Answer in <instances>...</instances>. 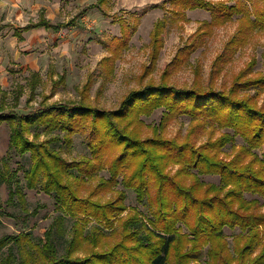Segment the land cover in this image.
I'll use <instances>...</instances> for the list:
<instances>
[{
    "label": "trees",
    "instance_id": "obj_1",
    "mask_svg": "<svg viewBox=\"0 0 264 264\" xmlns=\"http://www.w3.org/2000/svg\"><path fill=\"white\" fill-rule=\"evenodd\" d=\"M247 1L254 3V0ZM105 2L107 0L86 4L78 15ZM199 6L209 8L213 19L204 21L206 30L180 50L178 63L204 43L213 23L225 24L235 14L241 15L239 33L216 58L213 71L218 73L247 42L254 29H264V5H255L253 13L243 0L233 5L224 1L193 5ZM74 21L75 18L68 23H52L42 17L22 29L45 26L59 31ZM164 29L165 20H158L152 32V63L157 59ZM15 34L21 38L18 30ZM129 37L122 28V37L115 38L117 43L111 56L101 60L108 62L110 74ZM250 65L236 74L229 89L219 90L200 83L185 87L168 82L171 67L168 64L162 81L132 90L118 108L111 111L83 103L41 104L28 113L1 108L0 125H10L11 147L20 154L30 153L32 162L24 171L27 187H41L54 197L56 208L65 210L66 214L55 217L39 242L27 232L1 236L0 254L6 246L8 254L0 257V264H191L192 261L194 264H264V213L254 211L259 204L257 198L246 197V193H250L264 199V151L261 155L256 151L264 146V104H258V97L264 92V74L249 77ZM31 77L29 85L33 92L40 76L34 72ZM65 78V74H61L55 81L63 83ZM250 87H256L257 93L245 94L244 90ZM160 107L165 111L159 127L154 128V137L141 138L144 125L141 115H150ZM177 115L191 118L193 125L188 136L184 140L163 137L162 131ZM88 120L93 129L89 140L91 156L83 160H67L50 145L56 138L35 142L38 132H34L31 139L27 135L32 128L42 126L48 132L65 130L63 138L70 143L72 133ZM221 128H232L234 133L224 132L213 137ZM205 131L209 137L199 145L189 138ZM235 135L242 136L246 143L232 158L226 159L221 155L222 149ZM174 164L178 168L172 173L170 169ZM104 169L108 170L109 177L99 175ZM5 171L0 169V179L9 178L10 174ZM200 175H219L220 184L206 183ZM92 181L96 183L89 194L81 196L84 185ZM119 183L124 188L134 189L140 202L149 195L151 216L148 221L135 209L128 208L126 191L116 190ZM151 188L154 194L150 195ZM112 192H115L113 196L103 199ZM15 194L24 206L26 199L19 183ZM125 211L126 216H121ZM65 215L74 219L72 236L65 252L59 255L53 230L55 226L63 227ZM93 220L98 227L86 233V225ZM115 221L122 226L119 233L113 227ZM180 222L188 228V233L177 227ZM105 226L119 238L106 248L95 249L107 236ZM225 226L240 228L234 235L233 251L223 234ZM87 243L95 247H87ZM13 246L17 247V253ZM205 246H208V260L203 262L200 256ZM83 247L89 251L84 256H75Z\"/></svg>",
    "mask_w": 264,
    "mask_h": 264
},
{
    "label": "rangeland",
    "instance_id": "obj_2",
    "mask_svg": "<svg viewBox=\"0 0 264 264\" xmlns=\"http://www.w3.org/2000/svg\"><path fill=\"white\" fill-rule=\"evenodd\" d=\"M97 0H86L76 5L75 0H63L55 9L49 10V17L54 16L55 22L70 24L59 31L41 30L23 33L25 40L19 41L15 34V24L8 23L6 15L0 11V110L14 109L19 113H28L41 104H85L100 109L115 110L121 101L135 89H142L148 83L162 81L163 73L169 64L170 72L167 80L177 86L189 87L200 83L205 87L215 89H229L237 73L248 67L249 77L264 74V29H254L247 42L239 47L231 60L225 63L219 72L213 71L214 64L227 42L239 33L241 28L240 16L235 14L225 24L213 23L204 37V43L196 47L183 60L178 63V55L184 47L195 41L199 32L206 30L204 21L211 22L213 14L206 7H193L198 2L217 3L224 1L228 5L236 4L239 0H107L100 7L89 9L86 13L78 15L82 8ZM246 2L253 13L255 5H264V0ZM28 18L32 20L33 13L28 11ZM36 15V13H35ZM165 20V29L161 35L157 59L151 61L154 44L152 32L158 20ZM27 20V18H26ZM18 21L15 20V23ZM122 28L130 34L126 45H123L119 55L114 61V71L110 74L108 62L101 60L111 56L115 47L116 37H122ZM112 67V66H111ZM37 72L40 79L32 92L29 81L32 73ZM61 74H65L63 83H56ZM245 94H256L257 88L250 87L244 90ZM33 94V95H32ZM18 99V100H17ZM258 104H264V92L258 97ZM164 107L156 108L150 115H141L144 125L141 127V138L154 137V128L159 127ZM91 119V118H90ZM89 119V120H90ZM89 120L71 135V142L63 138L65 130L48 132L44 127L32 128L28 133L30 139L39 133L35 142H42L50 138V145L60 151L69 161L83 160L91 156L89 140L93 132ZM191 118L187 115H177L168 122L162 131L163 137L173 139L178 137L184 140L192 127ZM160 131V129H158ZM11 128L8 123L0 125V169L8 166L5 173L9 178L0 179V237L5 234H19L27 232L32 239L39 242L44 232L54 223L56 216L66 214L65 210L56 208L53 196L45 193L41 187L29 189L26 185L24 171L30 166L32 160L30 153L20 154L11 147L9 142ZM224 132L234 133L232 128H221L214 132L218 137ZM209 137L208 132L190 136L199 145ZM245 139L235 135L233 141L228 142L222 149V156L230 159L245 144ZM260 155L264 146L256 150ZM178 165H172L170 171L174 173ZM194 171V170H193ZM100 176L109 177L108 170L104 169ZM206 183L220 184L219 175H200ZM17 183L23 189L25 205L19 201L15 194ZM93 183V185H92ZM84 185L80 195L89 194L92 181ZM126 191L125 203L129 209L143 215L144 221L151 216L148 196L140 202L134 189L124 188L122 183L116 190ZM115 192L107 193L103 199L113 196ZM154 194L151 188L150 195ZM248 199L257 198L259 204L255 212L264 213V199L258 195L246 193ZM35 209L37 211L35 212ZM129 211V210H128ZM127 211L121 216L125 217ZM62 228L54 227L53 239L57 245L59 255L66 250L72 236L74 219L65 215ZM98 223L90 221L86 225V233L95 230ZM181 231L188 233V228L181 222L177 224ZM117 232H121V224L114 222ZM106 238L95 249L106 248L118 240V234L110 232L104 227ZM240 228L225 226L223 234L230 251H233L234 235ZM95 247L87 243V247ZM17 253V247L13 246ZM92 249V248H91ZM208 246L201 253V261L206 262ZM89 250L83 247L75 256H84ZM8 254L6 246L0 257ZM42 260V259H40ZM192 261L191 264H194ZM41 264V262H40Z\"/></svg>",
    "mask_w": 264,
    "mask_h": 264
},
{
    "label": "crops",
    "instance_id": "obj_3",
    "mask_svg": "<svg viewBox=\"0 0 264 264\" xmlns=\"http://www.w3.org/2000/svg\"><path fill=\"white\" fill-rule=\"evenodd\" d=\"M86 0H75L76 5L83 4ZM63 2V0H0V11L6 15L8 23L15 24V29L18 30V35L15 34L19 41H24L23 33H30L32 31H41V30H50V28H46L45 26H37L32 27L27 30H23L22 28L30 23L38 22L42 17L50 20L52 23H60L55 22L53 20L54 16L49 17V10L55 9ZM32 11L33 18L32 20L28 18L29 12ZM36 13V15H35ZM27 18V20H26ZM15 20L18 22L15 23ZM65 28V27H64ZM53 30V29H52ZM61 30V29H60Z\"/></svg>",
    "mask_w": 264,
    "mask_h": 264
}]
</instances>
